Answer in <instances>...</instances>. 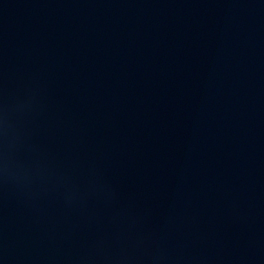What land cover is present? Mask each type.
<instances>
[{
  "label": "water",
  "instance_id": "1",
  "mask_svg": "<svg viewBox=\"0 0 264 264\" xmlns=\"http://www.w3.org/2000/svg\"><path fill=\"white\" fill-rule=\"evenodd\" d=\"M0 264H264V0H0Z\"/></svg>",
  "mask_w": 264,
  "mask_h": 264
}]
</instances>
